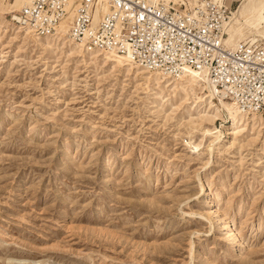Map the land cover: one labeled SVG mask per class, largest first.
Wrapping results in <instances>:
<instances>
[{
  "label": "rangeland",
  "instance_id": "1",
  "mask_svg": "<svg viewBox=\"0 0 264 264\" xmlns=\"http://www.w3.org/2000/svg\"><path fill=\"white\" fill-rule=\"evenodd\" d=\"M25 2L0 0V264H264V120L211 122L27 36L10 22Z\"/></svg>",
  "mask_w": 264,
  "mask_h": 264
},
{
  "label": "built area",
  "instance_id": "2",
  "mask_svg": "<svg viewBox=\"0 0 264 264\" xmlns=\"http://www.w3.org/2000/svg\"><path fill=\"white\" fill-rule=\"evenodd\" d=\"M230 10L217 0L194 5L182 1L26 0L12 22L43 38L52 36L72 12L68 36L85 50L113 52L172 78L188 69L204 72L217 95L233 100L242 112L264 117V46L257 42L226 46L223 26Z\"/></svg>",
  "mask_w": 264,
  "mask_h": 264
},
{
  "label": "bare ground",
  "instance_id": "3",
  "mask_svg": "<svg viewBox=\"0 0 264 264\" xmlns=\"http://www.w3.org/2000/svg\"><path fill=\"white\" fill-rule=\"evenodd\" d=\"M147 1L152 2V0ZM168 1H176V3L182 1L185 2V4L189 3L190 5L202 2V0H186L187 2L185 0H164L163 2ZM217 1H221L226 5L223 0ZM227 4L229 3L227 2ZM231 13L233 14L230 10V15ZM72 16L73 14L71 12L68 19L60 24L52 36L43 37L46 39L45 42H50V40L57 41L73 47L75 51L84 55L89 60L99 59L100 57L104 62L109 63L112 66L126 70H135L139 76H142L146 80L148 86H151L152 84L157 88L170 90L169 92L174 93L175 98L184 94L183 98L185 103L191 101L190 106L192 109L200 107L206 109L208 114H211V116L207 115L205 117L211 122H214L216 119L225 118L228 119L233 126H235L239 122H246L249 119L253 121L264 120L263 117L258 114L242 112L233 100L225 99L224 95H217L218 92L215 91L214 86L211 84L207 74L204 72L201 73L188 69L178 78H172L159 72L148 71L139 65L132 63L126 57L113 52L85 50L82 45L76 44L68 36L69 25H67V21H70ZM63 30H67V34H63ZM19 32L25 33L27 36H34L33 33L28 30L22 32L21 29ZM223 34V41L229 48H234L238 44L245 42L248 38L255 35H261L264 37V0H240L238 10L233 14V17L229 16L225 21ZM66 36L69 37L71 41H66L67 38H64ZM171 81L174 83H170ZM206 134H212V131L206 130ZM220 138H222L221 135L216 138L215 143ZM206 215L215 216L220 221L223 220L219 218L216 210L211 209ZM225 227L226 239L232 241L234 244H237L239 237L232 229V225L227 222Z\"/></svg>",
  "mask_w": 264,
  "mask_h": 264
}]
</instances>
